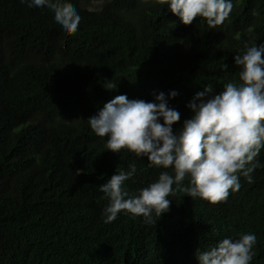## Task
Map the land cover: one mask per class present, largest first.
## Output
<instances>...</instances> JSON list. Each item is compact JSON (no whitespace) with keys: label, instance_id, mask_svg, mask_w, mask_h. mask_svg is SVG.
I'll return each instance as SVG.
<instances>
[{"label":"trees","instance_id":"16d2710c","mask_svg":"<svg viewBox=\"0 0 264 264\" xmlns=\"http://www.w3.org/2000/svg\"><path fill=\"white\" fill-rule=\"evenodd\" d=\"M92 1L66 0L82 18L68 35L49 9L0 0V264H198L197 251L245 233L257 238L251 264H264V167L226 201L191 198L186 178L153 223L124 212L105 223L100 184L135 163V193L165 169L107 150L86 121L117 95L149 102L175 90L179 131L197 91L239 83L234 56L264 42V0H232L215 29L201 17L184 25L154 0Z\"/></svg>","mask_w":264,"mask_h":264},{"label":"clouds","instance_id":"9594fccd","mask_svg":"<svg viewBox=\"0 0 264 264\" xmlns=\"http://www.w3.org/2000/svg\"><path fill=\"white\" fill-rule=\"evenodd\" d=\"M147 2V0H145ZM167 5L184 25L197 17L204 18L210 29L221 25L231 13L232 0H154ZM29 8H47L54 22L66 34H75L81 16L66 0H20ZM264 42L248 41L245 51L234 56L239 68L237 82H228L219 93L212 84L197 91L186 107L190 118L179 131L173 125L181 113L169 105L179 93L171 90L153 92L154 99H129L117 95L86 121L98 137H107V150L127 149L138 159L147 157L149 166L163 168L148 186L130 193L126 185L137 172L135 163L128 170L115 172L99 185L107 206L102 215L112 223L121 212L142 216L153 223V214L161 217L170 208L173 185L179 187L187 178L183 192L212 204L226 201L231 190L241 187L240 176L253 183L252 173L264 167L257 159L264 150ZM117 84H108L115 90ZM172 169L170 174L166 169ZM80 172L77 173L79 175ZM257 243L254 233L238 238H223L207 250L197 251L198 264H251Z\"/></svg>","mask_w":264,"mask_h":264},{"label":"rangeland","instance_id":"374dc122","mask_svg":"<svg viewBox=\"0 0 264 264\" xmlns=\"http://www.w3.org/2000/svg\"><path fill=\"white\" fill-rule=\"evenodd\" d=\"M99 4H100L99 0H93L92 3H91V5H93V8L98 7Z\"/></svg>","mask_w":264,"mask_h":264}]
</instances>
